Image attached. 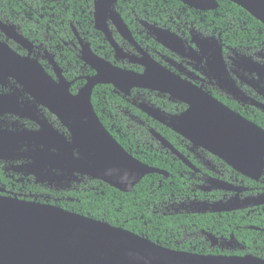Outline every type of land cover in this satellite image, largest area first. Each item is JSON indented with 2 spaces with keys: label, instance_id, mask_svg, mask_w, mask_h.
<instances>
[{
  "label": "flooded vegetation",
  "instance_id": "1",
  "mask_svg": "<svg viewBox=\"0 0 264 264\" xmlns=\"http://www.w3.org/2000/svg\"><path fill=\"white\" fill-rule=\"evenodd\" d=\"M119 1L114 5V10L125 24L128 35L120 33L115 18L109 14L105 23L112 43L121 53H117L111 40L95 28L93 18V28L100 35L103 47L109 50L106 53L108 57L99 54L88 37L72 24L44 20L38 11H9L14 20L11 21L0 8V195L14 197L28 192L21 195L35 202H39V197L46 196L47 202L43 203L50 204L48 201L59 192H70L79 188L81 183H87V177L81 176L76 180H44L38 183L33 176L22 171L21 166L28 161L23 160L21 155L22 130L41 132L48 142L59 140L51 129L66 139H69V132L48 109L35 103L34 98L23 89L17 73L12 75L7 71L5 48L1 44L7 45L15 55L38 61L45 73L55 81L58 73L70 83L69 92L73 95L85 85L86 77L95 74V70L81 59L86 44L100 59L138 74H142L154 62L176 76L184 93H195L194 100L199 102L200 112L195 110L188 113L190 107L182 100L146 89H132L128 94H123L116 93L111 86L113 93L142 115L170 130L168 124L180 128L183 127L181 120H186L190 126L199 125L206 118L212 120L214 115L217 121L224 122L220 112H206L210 107L206 102L212 98L264 131V31L260 27L242 22L227 9L218 11L216 0L217 8L207 10H196L181 2L184 8L173 2L176 0H162L166 2L159 4L156 11L149 10L150 4L146 0L121 2L122 5L126 4L125 8L117 7ZM4 26L12 27L15 33L24 37L31 45L30 51L9 38ZM24 31H29V36H25ZM71 54L75 60L69 58ZM14 57L9 54L6 59L15 60ZM77 82H82V85L77 87ZM26 103H29L30 109ZM141 103L159 110L163 121L159 122L145 113L140 107ZM114 109L116 117L119 112L126 120L114 119L113 125L139 126L142 132L145 129L149 136L142 138L145 140L142 145H148L149 139L154 140L158 155L166 158L168 171L156 168L166 175H157L164 182L170 173L178 175L185 197L167 206L162 199L159 213L163 217L178 214L234 216L232 222H222L215 234L197 230L195 225L190 228L179 226L182 234L176 233L178 238L184 242L190 241L189 245L193 242L195 246H207L210 250L207 255H242L264 260V156L262 166L257 165L250 170L252 172L247 170L250 173L248 176L240 171L246 172L242 162L237 170L216 155L219 151L206 150L172 130L174 134L168 139L158 133L171 145L176 155L152 136L150 131L153 129H146L145 121L139 116L119 106H114ZM191 117L192 120H187ZM36 148L40 146L31 143L23 150ZM149 148L153 149L154 146L148 145L146 151ZM54 150L51 149V152ZM35 186L45 189L46 195L33 193ZM168 230L170 228L167 226L163 229L164 232ZM177 243L175 240L174 246Z\"/></svg>",
  "mask_w": 264,
  "mask_h": 264
},
{
  "label": "water",
  "instance_id": "2",
  "mask_svg": "<svg viewBox=\"0 0 264 264\" xmlns=\"http://www.w3.org/2000/svg\"><path fill=\"white\" fill-rule=\"evenodd\" d=\"M117 1L93 2L94 26L109 41L111 38L105 23L107 14L115 18L120 33L128 35L125 24L114 10ZM176 1L196 10L217 8L215 0ZM227 1L264 25V0ZM4 28L9 38L30 51L31 45L24 37L15 33L10 26ZM111 44L117 53H121L112 40ZM1 46L5 48L3 61L7 71L12 75L17 73L23 89L34 98L35 103L48 109L69 132V139H66L51 129L59 138L55 142L46 141L41 132H20L21 155L23 160H28L21 166L22 171L33 176L38 183L44 180H76L81 176L98 180L121 192H130L148 174L166 175L127 153L103 127L91 103L92 92L98 85H111L116 93L123 94H128L132 89L168 94L188 104V113L202 110L199 102L194 100L195 93H184L176 76L154 62L142 74H138L100 59L86 44L81 59L95 70V74L86 77L85 85L73 95L69 92L70 83L58 73L55 81L35 59L20 57L13 54L7 45ZM9 54L15 56V60L7 61ZM27 104L26 107L30 109ZM206 104L210 106L206 112H220L224 122L217 121L214 115L212 120L206 118L199 125L193 123L195 125L190 126L186 120H181L184 128L168 126L173 132L206 150L219 151L216 155L237 170L242 162L246 172L240 171L249 176L251 169L263 164L264 131L212 98ZM140 105L152 118L163 121L159 110L151 109L145 103ZM187 120H192V117ZM150 132L162 146L175 153L164 138L153 130ZM31 143L40 148L23 150ZM6 144L9 145L8 142ZM51 149H55L54 152ZM0 264H264V260L251 256L200 255L171 250L125 229L68 212L55 205L0 195Z\"/></svg>",
  "mask_w": 264,
  "mask_h": 264
},
{
  "label": "trees",
  "instance_id": "3",
  "mask_svg": "<svg viewBox=\"0 0 264 264\" xmlns=\"http://www.w3.org/2000/svg\"><path fill=\"white\" fill-rule=\"evenodd\" d=\"M126 1L129 0H120L117 7L125 8L126 4L122 5L121 2ZM153 1L158 4H155L151 0L145 1L150 4L148 6L149 10L153 11H156L159 4L166 2L162 0ZM216 1L218 2V11L221 9H227L228 12L232 11L242 22L256 25L264 31L263 24L237 5L227 0ZM93 2L94 0H0V8L6 12V17L11 18V21L13 19L9 11H27V13L28 11H38V14L43 15L44 20L53 19L55 22L63 21L65 25L72 24L88 37L93 48L99 54L108 57L106 53L109 50L107 47H103L100 35L93 28ZM173 2L180 7L186 8L181 2ZM23 33L25 36H29V31H24ZM69 58L75 60L72 54ZM81 85L82 82L76 83L77 87ZM143 92L148 94L147 91ZM91 103L103 127L127 153L143 164L168 171L165 165L166 158H161L158 155L154 140H148V145L152 144L154 146L153 149L149 148L146 151L148 145H142L145 142L142 138L145 135L149 136L145 129L142 132L139 126L131 128V126L128 127L127 125H113L112 120L114 119L126 120V117L119 112L117 113L118 116H115L114 106L130 110L131 113L145 121L146 129H153L167 139L170 135L174 134L170 129L163 127L149 117L142 115L134 107H131L124 99L113 93L111 85L96 86L92 92ZM85 179L87 180L86 184L81 183L79 188L70 192H59L58 195L51 197L48 203L68 212L102 221L113 227L125 229L171 250L207 255L210 253L207 246H195L193 242L189 245L188 242L190 241H181L182 238H178L176 233L182 234V228H190L192 225H195L197 230L202 229L215 234L222 222L225 220L232 222L234 220L232 214H178L163 217L159 213L162 199L166 202L165 206H167L169 203L185 197V191L180 186L177 174L170 173L166 182L163 181L160 175L155 173L148 174L130 192L118 191L98 180ZM34 189L33 193H43L44 195L47 193L45 189L37 186ZM24 193L28 192H22L21 194ZM21 194L14 197L32 201ZM38 201L41 203L47 202L46 196L44 198L39 197ZM165 226L169 227L170 230L164 232ZM179 226H182V228L178 230ZM187 239L191 240L190 238ZM175 240L178 243L174 246ZM240 257L243 256L241 255Z\"/></svg>",
  "mask_w": 264,
  "mask_h": 264
}]
</instances>
